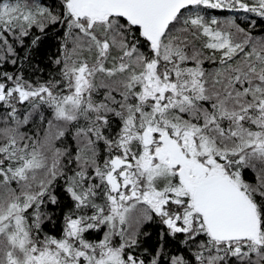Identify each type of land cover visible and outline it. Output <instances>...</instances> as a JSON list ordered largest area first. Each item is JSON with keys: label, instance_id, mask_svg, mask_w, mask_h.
<instances>
[{"label": "snow or ice", "instance_id": "6c2138e0", "mask_svg": "<svg viewBox=\"0 0 264 264\" xmlns=\"http://www.w3.org/2000/svg\"><path fill=\"white\" fill-rule=\"evenodd\" d=\"M0 264H264V0H0Z\"/></svg>", "mask_w": 264, "mask_h": 264}]
</instances>
